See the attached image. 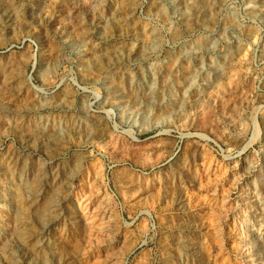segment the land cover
Returning <instances> with one entry per match:
<instances>
[{
  "label": "rangeland",
  "instance_id": "374dc122",
  "mask_svg": "<svg viewBox=\"0 0 264 264\" xmlns=\"http://www.w3.org/2000/svg\"><path fill=\"white\" fill-rule=\"evenodd\" d=\"M187 1L0 0V264H264V3Z\"/></svg>",
  "mask_w": 264,
  "mask_h": 264
},
{
  "label": "bare ground",
  "instance_id": "6f19581e",
  "mask_svg": "<svg viewBox=\"0 0 264 264\" xmlns=\"http://www.w3.org/2000/svg\"><path fill=\"white\" fill-rule=\"evenodd\" d=\"M184 0H182V2H183ZM252 1H255V2H261V3H264V0H252ZM202 2V1H201ZM200 3V2H199ZM183 4L186 6L185 8H187V10H189L188 8H189V5H190V3L186 0L185 2H183ZM176 7V6H175ZM198 7V6H197ZM204 8V7H203ZM176 9V8H175ZM253 9V8H252ZM201 12H203V11H201ZM204 12H208V11H206V10H204ZM216 12V11H215ZM206 14V13H205ZM203 15H204V13H203ZM182 16V15H181ZM213 41V40H212ZM204 48V47H203ZM135 51V50H134ZM213 51V50H212ZM176 56V55H175ZM144 59V58H143ZM116 60V59H115ZM199 65V64H198ZM225 68V67H224ZM193 95V94H192ZM55 125V124H54ZM52 202V201H51ZM55 205V204H54Z\"/></svg>",
  "mask_w": 264,
  "mask_h": 264
}]
</instances>
